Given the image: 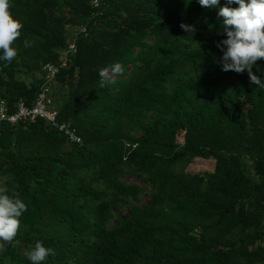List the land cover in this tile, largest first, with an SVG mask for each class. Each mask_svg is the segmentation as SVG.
Returning a JSON list of instances; mask_svg holds the SVG:
<instances>
[{
	"label": "trees",
	"instance_id": "16d2710c",
	"mask_svg": "<svg viewBox=\"0 0 264 264\" xmlns=\"http://www.w3.org/2000/svg\"><path fill=\"white\" fill-rule=\"evenodd\" d=\"M93 1L11 0L24 28L0 99L45 91L79 140L43 117L2 126L0 187L28 210L0 264H31L37 241L56 250L41 264H264V87L222 71L219 8Z\"/></svg>",
	"mask_w": 264,
	"mask_h": 264
},
{
	"label": "clouds",
	"instance_id": "9594fccd",
	"mask_svg": "<svg viewBox=\"0 0 264 264\" xmlns=\"http://www.w3.org/2000/svg\"><path fill=\"white\" fill-rule=\"evenodd\" d=\"M201 7L219 8L218 15L223 17V34L225 39L217 43L223 53L219 63L222 71H234L243 74L247 71L251 84L264 87V79L253 72L256 62L264 58V0H227V4H238V8L220 7V0H198ZM11 0H0V60L11 64L18 55L15 42L22 36L24 24L10 10ZM180 27L190 32L193 26L181 23ZM24 46L32 43L25 40ZM27 204L19 193L9 194L7 187H0V252L6 250V245L12 243L21 228V217L27 212ZM31 264H41L48 257H55L56 250L45 247L37 241L34 246L24 252Z\"/></svg>",
	"mask_w": 264,
	"mask_h": 264
},
{
	"label": "built area",
	"instance_id": "2783aa9c",
	"mask_svg": "<svg viewBox=\"0 0 264 264\" xmlns=\"http://www.w3.org/2000/svg\"><path fill=\"white\" fill-rule=\"evenodd\" d=\"M93 3L95 5L97 0H94ZM70 47H73V45H70ZM47 70L49 72L48 74L53 75L57 69L52 65H47ZM48 103L49 99L46 96V92L41 91L37 94L35 101L31 106L27 105L22 99H19L15 104V110L10 112L6 101L0 99V132L2 126L6 123L14 125L18 122H33L38 117H43L55 127L64 129L65 133L69 134L72 139L78 141L79 138L73 132H70L66 123H57L56 112L48 109Z\"/></svg>",
	"mask_w": 264,
	"mask_h": 264
},
{
	"label": "rangeland",
	"instance_id": "374dc122",
	"mask_svg": "<svg viewBox=\"0 0 264 264\" xmlns=\"http://www.w3.org/2000/svg\"><path fill=\"white\" fill-rule=\"evenodd\" d=\"M75 29H73L74 31ZM149 41L151 39H148ZM66 58L65 55L62 56V60L64 61ZM130 68V66L128 67ZM104 74L107 78H113L115 76V73L112 72L110 69H105L104 70ZM133 134L137 135L138 133L137 132H134ZM179 141H182V137H179L178 138ZM213 168V159H203V158H197V159H192V161L190 162V165L188 164L186 166V170H189L190 172H197V171H200V170H212ZM126 180L128 181H134V182H138V183H141V181L136 178V177H133V176H125L124 177ZM143 202H145L148 198H147V195L146 194H143Z\"/></svg>",
	"mask_w": 264,
	"mask_h": 264
}]
</instances>
